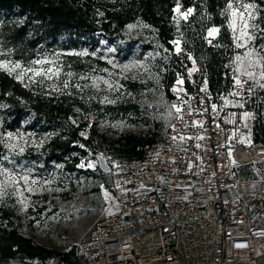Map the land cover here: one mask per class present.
I'll use <instances>...</instances> for the list:
<instances>
[{"label":"rangeland","instance_id":"obj_1","mask_svg":"<svg viewBox=\"0 0 264 264\" xmlns=\"http://www.w3.org/2000/svg\"><path fill=\"white\" fill-rule=\"evenodd\" d=\"M253 6L251 9L253 18L248 20L249 25L254 26L248 29L253 38L245 47H236L237 41L234 40L233 31L229 27L233 44L231 72L234 81L231 89L220 97L219 104L237 118H245L244 113H251V119L254 121L257 118L256 113L248 109L247 104L250 99L256 98L257 102L264 105V87L260 86L264 84V79L260 78V65L253 64L249 67V63L254 62L258 56H264V50H261V46H264V22L261 19V10ZM177 8L179 6L174 8V13L185 19L181 13L187 10L180 11L179 8L177 11ZM189 16L190 14L185 20ZM133 24L137 26L131 30L127 26L123 33L124 39L118 44L98 35L97 42L92 45L82 43L78 50L65 51L70 55L91 54L93 58L100 59L101 62H97L96 68L90 73L66 72L72 64L62 65L59 60L60 52L57 49L53 53L54 58L42 56L38 60H48L53 65H59L61 69L59 76H53L51 79L35 77L37 82L33 83L29 79L31 73H28L22 77L23 82L43 93L67 91L78 96L89 106H98V111L89 114L88 127L80 132V134L84 133L82 135L84 138L90 136L89 129L92 127L100 133L107 134L109 138L141 131L146 133V137H154L157 143L164 142L172 119L177 113L172 105L179 107L177 98L173 101L167 93V84L172 77L173 69L170 60L174 55L180 54L182 43L180 40H175L180 42L179 53L176 51L175 41L172 42V50L162 48L155 39L154 29L149 26L142 27L138 22ZM211 28L215 27L208 28L205 35L209 44L219 39V32L214 37L208 36V30ZM253 49L255 52L251 57L245 55ZM237 56L242 60L236 61ZM189 57H191L188 58L191 66L186 69L188 81L191 80L192 75L202 73L200 67L194 74L191 73L193 56ZM0 62H7L9 68L15 63H20L17 60H0ZM125 65L128 67H124ZM33 67L46 68L48 65ZM19 71L20 69H17L13 74L17 77L16 73ZM247 71L255 72L256 79H250L245 75ZM236 77L241 81H247L242 88L235 84ZM180 80L183 83H178ZM65 82L67 87L64 86ZM185 84L182 74H177L171 86V93L175 92L179 95L184 90ZM231 93L238 95H230ZM116 104L125 106L126 113L110 116L102 110V107ZM52 132L50 128L37 127L32 120H24L15 131L0 135L2 147L0 205L16 213L24 232L32 236L35 241L60 253L71 251L69 263L81 264L77 258L78 247L98 218L115 206L112 197V173L122 170L126 160L118 153L100 150L94 158L90 155L81 160L79 165L83 163L85 166L78 165L81 171L78 173L69 172L62 165L44 166L40 153L48 138L52 136ZM8 133L13 134L11 138L8 137ZM242 140L246 145L251 144L252 132L244 133ZM21 148L23 152L20 151ZM5 157L7 159H4ZM89 163L94 164V167H88ZM3 169H7L8 174L17 178L27 172L29 181L36 180L37 183H29L32 191H26L23 181L16 184L2 171ZM236 175L238 178L263 179L264 162L239 165L236 167ZM21 200L24 203H21ZM25 204H27L26 209Z\"/></svg>","mask_w":264,"mask_h":264},{"label":"trees","instance_id":"obj_2","mask_svg":"<svg viewBox=\"0 0 264 264\" xmlns=\"http://www.w3.org/2000/svg\"><path fill=\"white\" fill-rule=\"evenodd\" d=\"M232 2L234 8L241 3L255 5L264 22V0ZM228 3L229 0H0V60H17L29 66L42 56L54 58L58 49L62 65L72 64L66 72L90 73L100 59L65 51L78 50L82 43L92 45L98 35L118 44L124 39L128 25L142 22L154 29L162 48L172 50L175 40L182 43L180 54L170 60L173 67L167 84L170 98L176 101L171 86L179 73L186 83L185 90H193L186 77V69L191 66L188 58L193 56L202 71L196 79L206 78L209 90L219 100L234 81L230 11H225ZM176 6L180 11L192 9L187 20L174 13ZM210 27L220 31L219 39L209 44L205 35ZM249 101L247 108L257 117L252 125L251 143L264 144V105L256 98ZM98 109L67 91L50 94L38 91L0 68V135L15 131L24 120L53 130L40 153L44 166L62 165L67 171L78 173L81 160L90 155L94 158L100 150L118 153L127 163L143 158L145 147L157 143L154 137H146L141 131L109 138L92 127L90 136L84 138L80 132L88 127L89 114ZM102 110L110 116L126 113L122 104L105 106ZM58 254L63 261L70 262L71 251L60 253L38 243L24 232L16 213L0 205V264H46L47 259Z\"/></svg>","mask_w":264,"mask_h":264},{"label":"built area","instance_id":"obj_3","mask_svg":"<svg viewBox=\"0 0 264 264\" xmlns=\"http://www.w3.org/2000/svg\"><path fill=\"white\" fill-rule=\"evenodd\" d=\"M190 84L174 92L166 140L113 171L115 206L79 245L81 264H264V178L235 176L264 162V144H245L252 116L223 109L206 78Z\"/></svg>","mask_w":264,"mask_h":264},{"label":"snow or ice","instance_id":"obj_4","mask_svg":"<svg viewBox=\"0 0 264 264\" xmlns=\"http://www.w3.org/2000/svg\"><path fill=\"white\" fill-rule=\"evenodd\" d=\"M253 5L251 4H237V6L234 8L233 6V2L232 0H229V3L227 4V8H226V12L230 11V19H229V27L232 29L233 31V38L235 41H237L236 43V47H245L247 45V42L250 41L253 36L249 33L248 29L250 27H254V26H250L248 23V20L253 18V14L251 9H253ZM241 9H243L241 11ZM179 10V8H177V11ZM192 9H188L186 12L181 13V15L186 19L187 16L189 14H191ZM102 15V13H101ZM140 24V26L142 27H148V25H144L142 22H138ZM137 25L135 24H130L128 25L129 30H131L132 28L136 27ZM219 32L218 28H211L208 30V36L210 37H214V35L216 33ZM238 33V35H237ZM211 42V41H209ZM176 45V51L179 53L181 51L179 44V41H175L174 42ZM261 50H264V46H261ZM255 50H249L245 55L248 57H251L254 54ZM83 54V53H80ZM191 59V57H189ZM236 61H241L242 58L240 56H237ZM109 63H111V61H109ZM193 63L195 64V61H193ZM43 64H47L48 67L44 68H34L33 65H43ZM253 64H257L260 65L261 67V71H260V78L264 79V56H258V58L254 61V62H250L249 63V67H252ZM124 67H128V65H125ZM0 68H4L6 69L9 74L16 72L17 69H20L19 72H17V78L21 79V82H23L22 77H24L25 75H27L28 73H31V76H29V79L33 82L36 83L37 81L34 79L35 77H41L42 79L44 78H48L51 79L53 76H59L60 73V66L59 65H53V63L51 61L48 60H34L31 62V64L27 67L21 65L20 63H15L11 68H9L7 66V62H0ZM196 69L193 68L192 71H195ZM191 74V73H189ZM245 75H247L250 79H256V74L255 72L252 71H247L244 73ZM69 75H71L69 73ZM105 83H107V81H104ZM247 81H241L239 79V77L235 78V84L239 85L241 88L243 87V84L246 83ZM178 83H183L182 80L178 81ZM65 87H67V82H65ZM261 87H264V84L260 85ZM204 91H206V89H202ZM230 95H238V93H231ZM227 103V101H226ZM241 107L243 105H240ZM172 108H174L176 110L177 113H179L181 111V109L179 107H177V105L173 104ZM213 110L216 109V105L212 106ZM234 115V114H233ZM251 116V113H244V117L245 118H249ZM182 118V117H181ZM75 122V121H73ZM12 133H8V137L11 138L12 137ZM81 135H84V133H81ZM173 139H175V137H173ZM181 139H183V137H181ZM198 139H203V137H198ZM10 147H14V146H10ZM81 147H83V145H81ZM197 147H199V145H197ZM21 152H23V148L20 149ZM4 159H7V157H5ZM80 167H84L85 165L83 163H81V165H79ZM88 167H94V164L89 163L87 165ZM4 173L8 174V170L7 169H3L2 170ZM9 177L16 183L19 184L20 181L24 182L25 185V190L26 191H32L31 187H29V183L31 184H36L37 181L36 180H31L29 181V173L25 172L23 175L19 176L18 178L15 176H11V174H8ZM103 187V186H102ZM2 194V193H0ZM105 195L107 196V193H105ZM21 203H24L23 200L20 201ZM25 209L27 208V204L24 205ZM239 246V245H238Z\"/></svg>","mask_w":264,"mask_h":264},{"label":"bare ground","instance_id":"obj_5","mask_svg":"<svg viewBox=\"0 0 264 264\" xmlns=\"http://www.w3.org/2000/svg\"><path fill=\"white\" fill-rule=\"evenodd\" d=\"M193 61H195V59L192 58V68L190 70L192 74H194L196 71L199 70V66H198L197 62L195 61V64H194ZM193 68H195L196 70L192 71Z\"/></svg>","mask_w":264,"mask_h":264}]
</instances>
